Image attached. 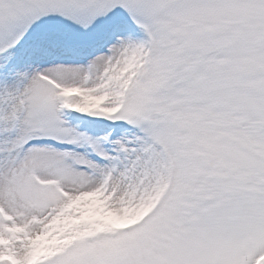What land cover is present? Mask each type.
<instances>
[{
    "label": "snow or ice",
    "instance_id": "6c2138e0",
    "mask_svg": "<svg viewBox=\"0 0 264 264\" xmlns=\"http://www.w3.org/2000/svg\"><path fill=\"white\" fill-rule=\"evenodd\" d=\"M0 264H264V0H0Z\"/></svg>",
    "mask_w": 264,
    "mask_h": 264
}]
</instances>
